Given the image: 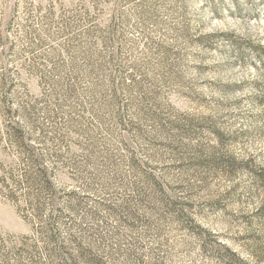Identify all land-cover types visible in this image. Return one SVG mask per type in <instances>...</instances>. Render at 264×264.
Segmentation results:
<instances>
[{
    "label": "rangeland",
    "instance_id": "rangeland-1",
    "mask_svg": "<svg viewBox=\"0 0 264 264\" xmlns=\"http://www.w3.org/2000/svg\"><path fill=\"white\" fill-rule=\"evenodd\" d=\"M262 168L264 0H0V264H264Z\"/></svg>",
    "mask_w": 264,
    "mask_h": 264
},
{
    "label": "trees",
    "instance_id": "trees-1",
    "mask_svg": "<svg viewBox=\"0 0 264 264\" xmlns=\"http://www.w3.org/2000/svg\"><path fill=\"white\" fill-rule=\"evenodd\" d=\"M255 177L258 180H260L261 182L264 183V168H262L260 170H256L255 171ZM152 179L155 181L154 178H152ZM155 184L159 185L156 181H155ZM46 185L50 186V181H48V179L46 180ZM261 210L264 213V203H263V206L261 207ZM68 259L70 260V262H68ZM68 259H66V261H67L66 264H73V263H75V259H73L72 257L71 258H68Z\"/></svg>",
    "mask_w": 264,
    "mask_h": 264
}]
</instances>
